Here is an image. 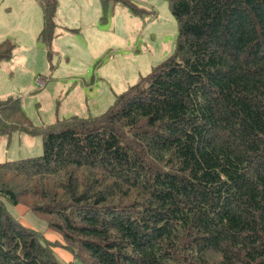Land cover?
Masks as SVG:
<instances>
[{"label": "trees", "instance_id": "obj_1", "mask_svg": "<svg viewBox=\"0 0 264 264\" xmlns=\"http://www.w3.org/2000/svg\"><path fill=\"white\" fill-rule=\"evenodd\" d=\"M36 1L50 54L57 0ZM167 1L173 53L103 113L35 126L0 99V135L42 139L0 162V264H264V0Z\"/></svg>", "mask_w": 264, "mask_h": 264}, {"label": "rangeland", "instance_id": "obj_2", "mask_svg": "<svg viewBox=\"0 0 264 264\" xmlns=\"http://www.w3.org/2000/svg\"><path fill=\"white\" fill-rule=\"evenodd\" d=\"M57 4V34L49 54L38 37L42 27L38 2L0 0V42L14 45L11 57L0 61V99L20 96L35 126L71 115L103 113L117 94L175 49L177 23L167 0H57ZM36 78L44 84L36 86ZM41 153L38 134L0 135V162ZM5 208L19 216L9 203ZM22 217L37 231L48 229L46 218L32 210Z\"/></svg>", "mask_w": 264, "mask_h": 264}, {"label": "crops", "instance_id": "obj_3", "mask_svg": "<svg viewBox=\"0 0 264 264\" xmlns=\"http://www.w3.org/2000/svg\"><path fill=\"white\" fill-rule=\"evenodd\" d=\"M19 213H20V210H19ZM57 251H58V254H60L65 260H70L71 259L70 254H68L66 251H63L61 249H57Z\"/></svg>", "mask_w": 264, "mask_h": 264}, {"label": "built area", "instance_id": "obj_4", "mask_svg": "<svg viewBox=\"0 0 264 264\" xmlns=\"http://www.w3.org/2000/svg\"><path fill=\"white\" fill-rule=\"evenodd\" d=\"M42 84H43V80L38 79V80L36 81V85L41 86Z\"/></svg>", "mask_w": 264, "mask_h": 264}]
</instances>
